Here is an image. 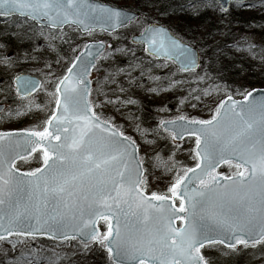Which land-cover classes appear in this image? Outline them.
Here are the masks:
<instances>
[{
    "label": "snow or ice",
    "instance_id": "6c2138e0",
    "mask_svg": "<svg viewBox=\"0 0 264 264\" xmlns=\"http://www.w3.org/2000/svg\"><path fill=\"white\" fill-rule=\"evenodd\" d=\"M217 2L189 0L195 13L214 9ZM219 11L228 13L223 4ZM13 14L36 22L46 40L69 44L74 38L65 28L83 35L97 27L116 33L138 25L140 38L132 43L143 45L147 56L167 61L179 53V71L201 67L194 46L143 12L100 7L90 0H0V17ZM246 47L255 58V45ZM123 51L103 41L84 43L52 81L15 77L17 95L23 97L51 84L46 90L54 106L42 130L0 132V246L9 245L0 264H37L43 250L33 248L32 241L38 237L78 239L79 264H87L95 248L106 253L110 264H235L245 249L264 250V95L250 99L251 92H241L247 103L229 95L208 119L161 120L159 127L173 142L194 138L195 163L176 169L164 190H151L136 141L97 111L116 101L106 95L99 103L93 98L97 61ZM258 55L264 61V49ZM105 79L111 82L114 76ZM33 106L40 107L31 100L21 107ZM33 153L42 154V166L21 171L17 161ZM222 164L235 171L222 175L217 172ZM100 221L106 230L96 227Z\"/></svg>",
    "mask_w": 264,
    "mask_h": 264
},
{
    "label": "rangeland",
    "instance_id": "374dc122",
    "mask_svg": "<svg viewBox=\"0 0 264 264\" xmlns=\"http://www.w3.org/2000/svg\"><path fill=\"white\" fill-rule=\"evenodd\" d=\"M249 4L256 6L248 7ZM132 7L128 5L126 8L133 9ZM205 11L213 23V35L205 37L206 32L201 30L194 33L191 39L184 38L185 42L194 46L202 55L201 67L192 73L179 72L169 61H155L144 53L142 46L128 43L132 35L142 30L138 25L123 28L113 34L94 31L82 35L74 29L65 28L74 38V42L69 44L61 39L46 40L39 34V27L24 19L0 18V105L4 106L0 112V132L32 128L42 130L43 123L54 106L46 90L51 84L44 85L30 98L20 99L13 91L12 79L15 76L23 73L41 81H52L54 77L64 73L73 56V49L78 45L103 41L112 45L113 49L125 51L114 52L110 58L98 61L99 70L93 71V98L99 103L106 95L116 101L115 105L104 104L97 111L105 117H111L126 136L136 141L139 158L151 180V190H164L175 175L176 169L194 165L191 155L194 138L173 142L170 135L159 127L160 121L173 120L180 116L208 119L220 100L229 95L234 99H241V92L264 87V61L258 55L261 49H264V23L260 22L264 18V6L260 5V0H247L245 5L233 6L226 15L209 8H202L199 14H204ZM184 12L191 16L195 14L191 10L189 0ZM144 13L152 19H160L157 13L148 10ZM238 18H241L242 22L249 18L254 19L260 24L250 30L241 31L239 26L235 25ZM178 22L168 19L159 23L181 35L184 27L182 22ZM44 31L52 32L49 29ZM249 42L255 45V58L253 53L247 50L246 45ZM207 53L210 56H207ZM109 75L114 76L111 82L105 79ZM256 76L257 79L254 78ZM172 81L177 83H171ZM97 88L104 94H98L95 91ZM28 100L34 101L40 107L22 108V104ZM129 100L132 102L128 103ZM18 110L21 114L15 115ZM160 161L166 162L172 170L168 171ZM17 165L23 171L33 170L42 165V155L34 154ZM233 171L235 168L228 165L219 170L223 175H231ZM100 230H106L104 222L100 223ZM36 240L32 241L33 248H44L46 253L56 256L58 260L64 258L70 263L79 264L82 244L75 240ZM7 248V244L0 246V261L4 259L3 249ZM9 255L12 253L9 252ZM92 256L93 261L110 264L102 249L95 248L88 254L87 260ZM228 264H233V261L229 260ZM235 264H264V250H261L260 246L256 249H245L236 257Z\"/></svg>",
    "mask_w": 264,
    "mask_h": 264
},
{
    "label": "trees",
    "instance_id": "16d2710c",
    "mask_svg": "<svg viewBox=\"0 0 264 264\" xmlns=\"http://www.w3.org/2000/svg\"><path fill=\"white\" fill-rule=\"evenodd\" d=\"M103 2L109 3L113 6L117 7H128V5H132L133 10L137 12H143L144 11H151L153 13H157V17L160 19H152L150 20H157L159 22L166 21L168 19H175L182 22L183 29L181 35L185 39H191L195 35L194 33L200 32L201 30H204L206 32L205 37H211L213 35V23L212 20H210L207 16V12L205 11L204 14L195 13L194 16L188 15L184 12V7L187 5V0H101ZM146 5L148 7H146ZM155 5V7H153ZM213 9V8H209ZM215 10H219V7L216 5L214 8ZM232 7H230L229 11H231ZM162 12L166 14H161ZM145 14V13H144ZM260 22L264 23V18L260 20ZM260 22H257L254 19L246 20L242 22L241 18H238V21L235 22V25L239 26L241 31L250 30L252 28H255L257 25L260 24ZM182 27V25H181ZM262 36L264 37V33H262ZM129 43V42H128ZM207 56H210V54L207 53ZM222 59H220L221 61ZM212 62V60H211ZM225 71V69L223 70ZM257 75V74H256ZM257 79L258 77H254ZM37 242L43 241L42 238H38L36 240ZM42 254L40 260L37 262V264L46 263L49 264V260L51 261V264H74L73 262L70 263L66 259L62 258L58 260V258L54 255H50L46 253V249L42 248ZM54 257V258H53ZM49 258V259H45ZM104 261H93V256L90 257V259L87 260V264H103Z\"/></svg>",
    "mask_w": 264,
    "mask_h": 264
},
{
    "label": "water",
    "instance_id": "95a60500",
    "mask_svg": "<svg viewBox=\"0 0 264 264\" xmlns=\"http://www.w3.org/2000/svg\"><path fill=\"white\" fill-rule=\"evenodd\" d=\"M246 0H218V2H217V4L218 5H220V4H223L224 5V7H226L227 9L229 8V5L231 4V3H244ZM90 3H92V4H95V5H98V6H100V7H115V6H112V5H110V4H107V3H104V2H101L100 0H90ZM119 8H121V7H119ZM123 9H125V8H123ZM125 10H127V9H125ZM11 17H17V18H20V19H25L24 17H20L19 16V14H13ZM11 17H8V18H11ZM0 18H4V17H0ZM29 22H31V23H34L36 26H38L39 27V25L38 24H36V22H34V21H30L29 20ZM120 29H122V28H120ZM120 29H117V31L118 30H120ZM49 30H53V29H49ZM55 30H59V29H55ZM95 31H102V32H104V33H106V34H112V33H109V32H107V31H104V30H102L101 28H99V27H97L96 29H95ZM86 34V33H85ZM139 38H140V36H139V34L138 35H134V36H132L131 38H130V42L132 43V41L133 40H139ZM98 42H100V41H98ZM88 43H93V42H88ZM132 44H134V45H141V44H136V43H132ZM105 45H109V44H106L105 43ZM143 46V45H142ZM191 46V45H190ZM194 50L196 51V53H197V55H198V57L200 58V61H201V57H200V53H199V51L197 50V49H195L194 48ZM152 58V57H151ZM167 61H170V62H172V63H174L175 64V66H176V68L178 69L179 68V65H180V63H181V56H180V54L179 53H177V56H176V59L175 60H172V59H169V60H167ZM97 63H98V61H97ZM197 70V69H196ZM196 70H194V71H190V72H195ZM17 76H23V77H26V78H30V79H33V80H37V81H40V79H38L37 77H34V76H31V75H28V74H19V75H17ZM16 77V76H15ZM15 77L12 79V84H13V90H14V92H15V94L17 95V92H16V87H17V85H16V83H15ZM39 90V89H38ZM37 90V91H38ZM36 91V92H37ZM36 92H34V93H32L30 96H28V97H31V96H33ZM251 93H252V97H250V99H258L260 96H262V95H264V88H256V89H253V90H251L250 91ZM18 96V95H17ZM19 98H28V97H23V96H18ZM233 100H236V101H238V102H241V103H247L246 101H244L243 100V98L242 99H234L233 98ZM4 109V106L3 105H0V112H2V110ZM173 120H176V119H173ZM165 121H168V120H165ZM162 130H164L163 128H161ZM14 131H19V130H14ZM14 131H6V132H14ZM185 138H190V137H184V139ZM180 141H182V140H178V141H176V142H180ZM35 153H33L32 155H34ZM42 155V154H41ZM31 156H29V157H27L26 159H28V158H30ZM17 162H19V161H17ZM223 165H225V164H222L218 169H217V172H218V170L223 166ZM42 166V165H41ZM40 166V167H41ZM103 221H100L97 225H96V227L100 230V228H99V224L100 223H102ZM180 222L179 221H177V224H179ZM38 238H41V237H38ZM44 238H47V239H49L48 237H44ZM50 240H52V239H50ZM54 241H62V240H54ZM75 241H77L78 243H80L81 244V242L78 240V239H76Z\"/></svg>",
    "mask_w": 264,
    "mask_h": 264
},
{
    "label": "flooded vegetation",
    "instance_id": "af4514ba",
    "mask_svg": "<svg viewBox=\"0 0 264 264\" xmlns=\"http://www.w3.org/2000/svg\"><path fill=\"white\" fill-rule=\"evenodd\" d=\"M233 5H236V4H231V6H233Z\"/></svg>",
    "mask_w": 264,
    "mask_h": 264
}]
</instances>
